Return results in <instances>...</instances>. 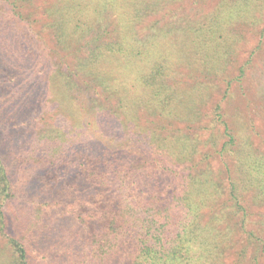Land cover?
I'll use <instances>...</instances> for the list:
<instances>
[{
    "label": "trees",
    "instance_id": "obj_1",
    "mask_svg": "<svg viewBox=\"0 0 264 264\" xmlns=\"http://www.w3.org/2000/svg\"><path fill=\"white\" fill-rule=\"evenodd\" d=\"M1 1L0 264H264V0Z\"/></svg>",
    "mask_w": 264,
    "mask_h": 264
},
{
    "label": "rangeland",
    "instance_id": "obj_2",
    "mask_svg": "<svg viewBox=\"0 0 264 264\" xmlns=\"http://www.w3.org/2000/svg\"><path fill=\"white\" fill-rule=\"evenodd\" d=\"M215 0H206L204 3H201L199 5H195L192 8H188L190 11H203L207 6L211 4V2H214ZM0 10L5 11L9 14V7L7 3L2 2L0 0ZM10 16V15H9ZM249 37H253V35H248ZM263 41H264V35H263ZM249 45L244 48L245 54L248 53L249 49L252 46V43L254 42V38L249 39ZM253 62L248 65V75L249 79L245 82V85L247 88V93H250L249 91L253 89L254 92H251V94L247 95L246 97H239V94H236L234 99H230L229 103L226 104V109L229 112L237 111L244 115V121H246L248 115H257L255 116L258 121L263 120L264 118L260 117L264 114V109L261 103V97H264V43L262 48L254 54ZM245 59V56H244ZM37 116L34 118V123L29 120L28 117L30 116ZM43 117H45V114L40 113L39 110H32V111H25L8 127H12V130H5L1 132L0 134V143L3 144L2 137L6 134L10 135L16 131H21L25 129L33 130L34 127L38 125V123H41ZM64 119L62 118L61 121ZM258 129L259 132H261V138L256 137L255 139L252 138V142H254L256 145H260L262 148H264V145L262 144L264 142V126L262 124L258 123ZM16 129V131H14ZM10 165L15 168L16 171H19L21 169H24L26 166V163H21L18 158L12 157L9 159ZM264 210V209H263ZM52 213L58 212L57 210L51 209ZM1 243V238H0Z\"/></svg>",
    "mask_w": 264,
    "mask_h": 264
}]
</instances>
